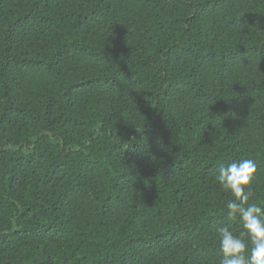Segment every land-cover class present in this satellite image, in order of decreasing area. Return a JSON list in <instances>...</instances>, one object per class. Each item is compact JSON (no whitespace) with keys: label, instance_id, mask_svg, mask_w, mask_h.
<instances>
[{"label":"trees","instance_id":"obj_1","mask_svg":"<svg viewBox=\"0 0 264 264\" xmlns=\"http://www.w3.org/2000/svg\"><path fill=\"white\" fill-rule=\"evenodd\" d=\"M242 159L264 0H0V264H220Z\"/></svg>","mask_w":264,"mask_h":264},{"label":"clouds","instance_id":"obj_2","mask_svg":"<svg viewBox=\"0 0 264 264\" xmlns=\"http://www.w3.org/2000/svg\"><path fill=\"white\" fill-rule=\"evenodd\" d=\"M256 172L257 164L251 159L216 167L215 179L233 197L225 204L226 215L229 220L238 219L243 229L237 235L228 224L214 225L222 253L220 264H264V206L250 202Z\"/></svg>","mask_w":264,"mask_h":264}]
</instances>
